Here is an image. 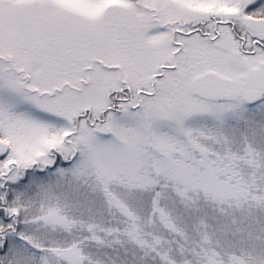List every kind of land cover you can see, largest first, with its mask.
<instances>
[{
	"label": "snow or ice",
	"instance_id": "6c2138e0",
	"mask_svg": "<svg viewBox=\"0 0 264 264\" xmlns=\"http://www.w3.org/2000/svg\"><path fill=\"white\" fill-rule=\"evenodd\" d=\"M0 264H264V0H0Z\"/></svg>",
	"mask_w": 264,
	"mask_h": 264
}]
</instances>
